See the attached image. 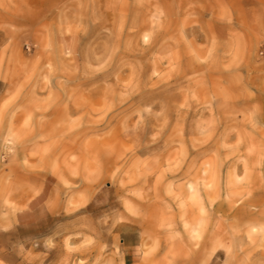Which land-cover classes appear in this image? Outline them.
I'll return each mask as SVG.
<instances>
[{
	"label": "rangeland",
	"instance_id": "374dc122",
	"mask_svg": "<svg viewBox=\"0 0 264 264\" xmlns=\"http://www.w3.org/2000/svg\"><path fill=\"white\" fill-rule=\"evenodd\" d=\"M0 264H264V0H0Z\"/></svg>",
	"mask_w": 264,
	"mask_h": 264
}]
</instances>
